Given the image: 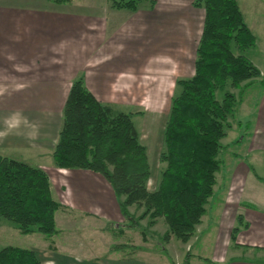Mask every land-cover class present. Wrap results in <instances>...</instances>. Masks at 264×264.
<instances>
[{"label": "rangeland", "instance_id": "obj_1", "mask_svg": "<svg viewBox=\"0 0 264 264\" xmlns=\"http://www.w3.org/2000/svg\"><path fill=\"white\" fill-rule=\"evenodd\" d=\"M178 1L170 0L169 4L174 2L176 6ZM238 1L246 23L256 36V45L245 50L244 53L256 66L260 65L264 70V0ZM19 2L25 5H35L33 2L28 4L27 0H19ZM150 3V1H142L139 5L141 11L137 13L128 10L113 11L109 8L108 0H72L64 6L71 8L78 15H88L89 11L100 9L98 11H104L103 17L104 20L106 19L108 29H112L114 25L121 26L119 32L108 34L110 38L105 42V48L101 51L96 52L103 42L102 37L95 42L96 56H93L92 51L79 52L77 59L80 64L76 68L78 74L83 71V77L86 74L88 78L91 77L90 79H97L99 72H104L109 76V81L105 84L101 81L99 83L98 80H91L93 85H96L95 81L99 83L100 95L97 98L101 101L110 104L118 111L140 112L133 117V120L138 129L140 141L147 147L151 163L148 189L153 191L157 188L162 171L166 167V163L160 157L165 150L163 135L172 99L181 90L177 81L187 79L194 74L196 48L204 19H201V15L199 18L192 19L186 12V5H183L184 9L178 8L175 11L176 17L173 20L166 18L167 21H163L158 18L159 29L157 32L152 31L150 26L142 27L146 24ZM159 3L161 4V0ZM163 3L162 6L166 8V2ZM64 6L61 7L64 8ZM191 10L197 14L201 13L200 9ZM100 24L102 25L101 21ZM172 24L176 31L166 39L165 29L170 28ZM85 36L86 33L81 30L80 45L85 44L86 41L83 43ZM89 48L90 46L86 50ZM119 54L120 59H118ZM40 57L39 50L32 49L28 63L15 64L14 71L0 74V103L19 104L17 114L27 106H23V100L28 99V97L18 95L34 89L39 93L37 87L40 78H57L62 75L73 77L74 75V72L64 73L61 69L65 66L60 61L53 65H42L41 62L44 59ZM117 60H120L121 64L116 63ZM72 82H58L64 86V90L60 92L61 95H52L56 92V88L51 86L44 90L47 93L45 96L29 97L31 102H39L41 106L51 107L52 111L56 112L58 116V120L55 121L58 123L56 130L61 128V108L67 97L66 90ZM227 90L236 94L241 101L231 118L233 128L222 140L224 148L219 155L221 169L216 175L214 195L206 205V213L202 223L197 226L196 235L187 243L174 237L165 243L162 236L167 230V224L163 217L157 218L154 225L150 224L151 218L146 217L139 220L137 224L139 226L131 227L122 214H119L116 219L107 214L108 221L87 217V213L74 211V257L89 260L95 257L120 256L123 252L132 251V247L142 246L143 250H135L139 254L136 259L145 264H185L186 259H188V264H264V255L254 251L256 248L246 245L248 242L246 233L239 236L238 241L243 244L238 246L229 236L230 226L233 221H236L237 215L250 210L248 209L251 206L249 202L260 205L258 201L264 200V189L260 188L261 184L264 185V177L260 176L264 173V151L251 152V137L249 138V134L252 133L251 126H255L259 105L264 102V81H261L260 77L240 88L227 86ZM221 96L222 93H220ZM45 114L46 112L40 116ZM46 120L49 121L48 114ZM21 121H26V118H21ZM29 123L34 127L39 125L34 118L29 120ZM49 125L47 123V126ZM55 125L56 123L53 124ZM41 168L46 170L51 183L55 182V190L61 194L64 190L62 182L66 180L60 178L55 166L48 165L41 166ZM104 182L110 187L105 180ZM255 182L259 184L254 185ZM252 188H255V192L249 196ZM59 194L54 195L58 200ZM129 210L135 216H139L143 208L132 206ZM236 223L233 226L237 225ZM232 229L233 227L230 232ZM140 230L146 231V239L143 238ZM32 240L37 239L18 233L13 240L8 241L26 245ZM163 247H166L167 252H164Z\"/></svg>", "mask_w": 264, "mask_h": 264}, {"label": "trees", "instance_id": "obj_2", "mask_svg": "<svg viewBox=\"0 0 264 264\" xmlns=\"http://www.w3.org/2000/svg\"><path fill=\"white\" fill-rule=\"evenodd\" d=\"M49 1L65 4L71 0ZM109 1L112 8L136 11L144 0ZM146 1L154 5V0ZM193 4L205 10L203 28L194 74L177 81L181 90L172 99L165 125V150L160 158L166 167L157 188L148 189L151 163L133 120L140 112L115 110L88 89L83 76L71 84L52 152L57 168L101 174L131 227L139 226V220L146 217L151 218V225L163 217L165 243L173 237L189 242L214 195L222 140L233 128L231 118L241 101L227 86L240 88L260 77L264 81V73L244 53L256 45V36L239 1L194 0ZM132 206L143 208L142 213L135 216L129 210ZM59 210L65 206L54 196L45 169L0 154V218L22 234L40 233L52 241L61 231L56 224ZM236 222L230 239L238 245V233L248 223L243 214L237 215ZM140 232L146 239V231ZM132 248V253L143 250L142 246ZM163 250L167 252L166 247ZM0 264H41V260L34 249L6 245L0 248Z\"/></svg>", "mask_w": 264, "mask_h": 264}, {"label": "crops", "instance_id": "obj_3", "mask_svg": "<svg viewBox=\"0 0 264 264\" xmlns=\"http://www.w3.org/2000/svg\"><path fill=\"white\" fill-rule=\"evenodd\" d=\"M169 1L161 0L160 4L159 0H154L153 6L152 3L148 4V7H150L149 15L145 14L148 18L145 20L146 24L142 25V27L148 28L150 26L152 31L157 32L159 29L158 18L163 21L166 18L173 20L176 17L175 11L178 8L184 9L185 7L187 14L192 19L199 18V15L202 16L201 19H204L205 10L203 11V8L196 7L193 4L194 0H174L178 1L176 6L174 2L169 4ZM29 2H33L35 5H25L24 3H20L19 0H0V74L14 71L15 64L28 63L32 49H34L39 50L40 58L44 59L41 62L42 65H53L60 61L65 66L61 70L64 73L74 72V75L73 77L62 75L57 78H40L38 80L40 83L37 87L39 93L34 89L18 95L28 97L27 100H23V106H27L22 110L19 109L21 110L19 114H17L19 104L16 105L10 102L0 103V132L7 130L4 121L6 118L13 117V114L16 113L20 120L21 118H26V121H21L18 129L7 130L8 134L0 138V154L9 157H13L12 154H14L17 157L13 158L25 159L27 162H31L39 167L48 165L54 167L52 152L60 131L56 130L58 123L55 121L58 120V116L55 111H52L51 107L41 106L39 102H31L29 97L45 96L47 93L44 90L51 88V86H55L56 88V92L52 95H61L60 92L64 90V86L61 83L58 84V82H72L79 75H84L83 71L78 74V69L76 68L80 64L77 59L79 52L85 51L89 53L92 51L93 56H96V52L105 48V42L110 38L108 34L119 32L118 30L121 26L114 25L115 27L113 26L112 29H108L106 19L104 20L103 17L104 11H98L100 9H93V11L88 12V15H78L71 8L64 6L68 3L56 4L49 0H27L28 4ZM163 2H166V8L162 6ZM108 3L109 8L113 11L127 10L112 8L109 0ZM183 5L186 6L184 7ZM61 6H64V8ZM195 8L197 10L200 9L201 13L197 14L191 10ZM139 11L141 10L138 9L131 12L137 13ZM157 12L159 14H156ZM99 18L102 19L100 20ZM81 30L86 33L83 41V43L86 41L83 44L85 45L84 47L82 44L80 45L79 34ZM175 31L176 29L173 24L170 28L165 29L166 39ZM101 37L103 42L98 47V50L94 52L95 42ZM89 46V50H86ZM120 58L121 55L119 54L118 59ZM115 62L121 64L120 60ZM257 67L264 73L260 65ZM99 74V76L97 75V79H90L91 77L88 78L86 74L84 76L88 89L97 97L100 95L98 92L100 90V81L104 84L109 81L107 74H104V72H99ZM91 80H98L99 83L95 81L96 85H93ZM46 82L53 84H46ZM70 87L66 90L65 94H68ZM63 106L64 104L62 105L61 112ZM48 110L50 111L49 113ZM44 112L46 114L40 116ZM47 114L49 115V121L46 120ZM33 118L39 124L36 127L29 123V120ZM60 119H62V114ZM47 123L50 125L47 126ZM54 123H56L55 126H53ZM251 128L252 133L249 134V138L251 137V152L264 151V102H262V105H259L255 126L252 125ZM56 169L60 178L66 180L62 182L64 190L61 194L55 190V182L52 181L53 194H59L60 198L59 196L58 198L65 206V210H59L56 213V224L61 230L60 233L54 235L51 239L52 241L40 233L21 234L14 224L0 218V240L2 239L0 248L1 246L13 245L34 249L38 253L41 264H145L143 261L136 259L139 256L138 253H132V251L123 252V250L120 256L95 257L89 260L88 258L74 257V211L87 213V217H93L94 219L108 220L106 218L107 214L112 215L114 219L121 214L120 207L110 183L101 174L86 169H64L57 167ZM260 176L264 177V173L260 174ZM104 180L111 188L105 184ZM258 181L262 182L263 180ZM255 184L259 183L255 182ZM260 188L264 189V185L261 184ZM254 192L255 188H252L249 192L251 195L249 196H252ZM258 202L260 205L249 202L251 206L248 209L250 210L243 213L248 226L247 228H241L237 236V242L238 245L243 244L238 239L239 236L246 233L248 238L246 245L256 248L254 251H258L260 255H264V200ZM235 222L233 221L230 226L229 236ZM18 233L24 236L35 237L37 240H32V242L26 245H19L8 241L13 240V237ZM92 237L94 236L92 235ZM42 242L45 243L43 244ZM68 244L71 245L68 246ZM52 246L54 247L52 248ZM234 261L239 262L240 260Z\"/></svg>", "mask_w": 264, "mask_h": 264}, {"label": "clouds", "instance_id": "obj_4", "mask_svg": "<svg viewBox=\"0 0 264 264\" xmlns=\"http://www.w3.org/2000/svg\"><path fill=\"white\" fill-rule=\"evenodd\" d=\"M7 130L18 129L21 124V120L18 116L14 115L13 117L6 118L4 121ZM0 132V138L5 137L8 134V131Z\"/></svg>", "mask_w": 264, "mask_h": 264}]
</instances>
